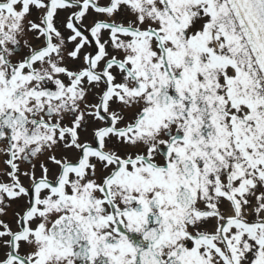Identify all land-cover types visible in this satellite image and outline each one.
Returning <instances> with one entry per match:
<instances>
[{"label": "snow or ice", "instance_id": "6c2138e0", "mask_svg": "<svg viewBox=\"0 0 264 264\" xmlns=\"http://www.w3.org/2000/svg\"><path fill=\"white\" fill-rule=\"evenodd\" d=\"M0 264H264V0H0Z\"/></svg>", "mask_w": 264, "mask_h": 264}]
</instances>
